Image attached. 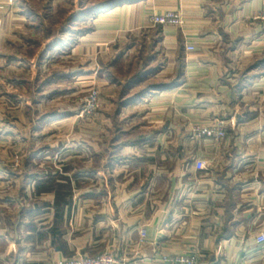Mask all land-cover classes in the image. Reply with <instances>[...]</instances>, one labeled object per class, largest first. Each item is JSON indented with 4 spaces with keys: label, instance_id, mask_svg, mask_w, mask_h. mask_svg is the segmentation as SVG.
Here are the masks:
<instances>
[{
    "label": "crops",
    "instance_id": "obj_1",
    "mask_svg": "<svg viewBox=\"0 0 264 264\" xmlns=\"http://www.w3.org/2000/svg\"><path fill=\"white\" fill-rule=\"evenodd\" d=\"M166 11L180 28L150 25ZM124 58L137 82L111 81L102 96L103 64ZM94 85L105 118L95 129L126 112L125 141L88 139L70 120L65 103ZM211 127L226 137L196 135ZM8 143L29 150L0 169V210L13 211L0 215V264L101 253L118 264H264V0H0Z\"/></svg>",
    "mask_w": 264,
    "mask_h": 264
},
{
    "label": "rangeland",
    "instance_id": "obj_2",
    "mask_svg": "<svg viewBox=\"0 0 264 264\" xmlns=\"http://www.w3.org/2000/svg\"><path fill=\"white\" fill-rule=\"evenodd\" d=\"M150 19V18H149ZM153 27H161V26H157V25H152ZM179 28V27H176ZM140 41L139 40H136ZM152 41V40H151ZM74 40L71 41L70 46L69 47H65V52H71L70 48H73L75 46L74 44ZM67 50V51H66ZM119 60L121 59L118 58ZM118 59L112 63V64H103L104 68H105V72L107 73L106 75H108L106 77V79L108 80V85H106V81H104L103 84V91H102V96H104L105 94H108V96H111V92L109 90H106V88L109 87V84L111 81L114 82H119L121 81L126 87V89L131 88L136 82L137 80H129L130 75L133 73V70H131L127 63H128V59L124 58L123 62L120 64H117ZM74 65H72L73 67ZM142 78V76L139 75L138 79ZM129 80V81H128ZM152 81V80H151ZM90 83V82H89ZM92 84V83H90ZM127 84V85H126ZM110 88V87H109ZM100 89V88H99ZM96 92L97 93V101H96V105H89L88 101L90 98V95ZM133 99V98H132ZM130 100V99H129ZM128 98L125 97V100H123V102L121 103V107H124L128 104ZM131 101V100H130ZM129 101V102H130ZM120 104V103H119ZM62 105V103H61ZM66 105H70V120H81L84 122L83 124V128H81L82 133L86 134V136L89 137H93L95 135L99 136H118L120 138V140L125 141L126 137L128 135V132L130 131L131 128H128L126 125V120L129 118L128 114H126V112L124 114H122L121 117V123L119 125H115L113 128H103L101 129V131H99L98 129H95L94 123L97 120L100 119H105L104 116L101 117V113L99 112V108H100V94H99V90L95 89V85L91 86L90 89H88L87 93L82 94L78 97V95L76 94V96H72L70 99V104H66L65 103V108ZM61 107V106H60ZM114 107H117V102L114 103ZM119 107V105H118ZM103 115H107V113H102ZM41 117V116H40ZM39 117V119H40ZM108 117L111 118V111L108 112ZM23 121H31V120H35L37 119L36 114H34V112L32 111H28V110H23L22 112V118ZM29 130V129H28ZM90 141V140H89ZM45 144H40L39 147H46L44 146ZM122 146V145H120ZM106 145H104V151H106ZM29 150V145H23L21 146L20 144H6V148L5 151L4 149L0 148V169L1 170H6V171H13L15 168L20 166L21 160L20 157L22 155V151H26ZM43 150V149H42ZM31 192H23L24 195V199H26L27 195H30ZM7 194H11L9 192H7ZM0 215H5V216H9L12 214L11 212V208L7 207L6 209L3 210V208H1L0 210ZM6 220H9V218H7ZM0 227H2V225H0ZM261 246H264L261 245Z\"/></svg>",
    "mask_w": 264,
    "mask_h": 264
},
{
    "label": "built area",
    "instance_id": "obj_3",
    "mask_svg": "<svg viewBox=\"0 0 264 264\" xmlns=\"http://www.w3.org/2000/svg\"><path fill=\"white\" fill-rule=\"evenodd\" d=\"M150 24L157 26H172V27H181L182 19L178 13L174 11H166L160 15H152L149 19ZM188 51L192 49L187 48ZM97 93L93 92L89 98V105H96ZM197 136L223 139L226 137L225 132L220 127H211L204 128L196 133ZM144 235V232H142ZM256 243L258 245L264 244V235L259 234L256 238ZM174 264H198V258L196 256H176L172 259ZM61 264H118V261L115 257L110 254L101 253L94 256L89 255H75L74 257L63 261Z\"/></svg>",
    "mask_w": 264,
    "mask_h": 264
}]
</instances>
